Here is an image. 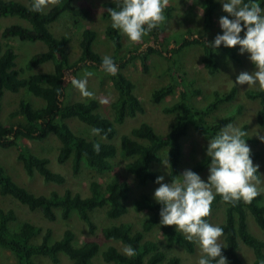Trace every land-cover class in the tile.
<instances>
[{"label": "trees", "instance_id": "16d2710c", "mask_svg": "<svg viewBox=\"0 0 264 264\" xmlns=\"http://www.w3.org/2000/svg\"><path fill=\"white\" fill-rule=\"evenodd\" d=\"M256 2L264 6V0H256ZM220 5L218 0H205L204 2V22L208 30L214 25L215 11ZM101 6L103 8L102 17L107 22L105 35L115 46L116 55L112 57L118 65L117 74L110 75L117 91V96L111 103L112 117L99 111L101 103L96 98L88 101L65 102L68 86L72 84L73 78L80 75L81 70L92 68L103 71L101 67L103 56L94 49L98 33L87 27L81 33L79 43L81 55L78 59L71 61L68 43L72 38L58 34L55 27L58 24L55 25V23L64 13H68L67 16L77 23L81 19L89 18L92 9L79 0H60L48 12L35 13L29 10L30 5L20 1L0 0V18L18 16L31 24V27L18 23L6 26L1 32L3 38L17 37L22 41H43L47 45V49L34 54L24 68L17 69L18 54L15 48L13 46L4 48L0 39V112L6 91L19 93L26 89L45 101L43 106L34 108L32 103L26 99L20 100L19 107L9 114L10 119L23 117L22 121L17 124L8 125L0 119V148L16 147L18 149L17 158L29 175L38 172L46 181L63 184L66 182V177L51 170L48 157L35 154L25 142L19 143L22 139L42 140L50 134H55L61 142L57 156L59 163L63 164L71 160L72 171L76 176L85 170L83 161L91 169L88 194L81 191L74 192L67 188L62 194L53 191L49 196L37 195L18 184L0 160V194L14 197L31 210L40 209L44 217L52 221L57 219V208L60 209L64 220H68L73 210H77L91 233L101 230L104 238L119 240L124 245H130L135 249V255L130 257L115 245H110L102 252L106 262L112 264H181L180 258L171 255L170 250L180 247L193 253L196 250V242L184 239L183 234L177 231L176 225L159 224L162 206L148 194H143L134 201L136 211H147L149 214L143 228L136 230L132 223L126 221L116 223L113 220H118L128 213L131 183L119 175L103 183L97 176L113 170L115 159L120 158L127 161L124 163V169L134 174L140 185L146 186L150 182H155L156 177L159 176V173L153 169V164L162 163L163 151L167 150L169 179L171 181L177 179L183 166L184 139L189 134V124H192L194 129L209 141L224 125L234 121L235 114L225 115L218 120H211L209 116L223 103L233 100L236 97L237 88L232 87L229 92L223 94L214 92V99L204 107L194 104L191 96L204 95L202 88L194 87V80H189L183 76L184 74H178V70L175 71V65L178 62L175 57L189 46L200 45L203 48L204 66L209 74L214 75L219 71L215 59L216 50L214 51L208 43L214 38L210 39L206 33L200 34L189 28L181 38L177 39L176 36H170L160 24L148 34L151 37L150 42L121 55L124 48L123 35L111 27L108 12L109 8L117 7L116 0H104ZM220 48H224L231 57L239 60L236 46L228 48L221 45ZM155 54L170 61L173 67L171 68L173 82L155 89L151 99L155 103H161L173 95L175 86L179 85V100L164 109L168 113L180 111L179 119L165 135L158 134L152 125L144 122L133 127L129 133L123 134L120 145H118L114 142L119 132L118 127L124 125L128 119L145 112L143 102L136 93V83L125 74L124 70L136 59H141L143 64L147 65L148 60ZM47 61H52L54 64L52 72L21 77V72L26 69L31 70L36 65ZM245 94L248 99L259 101L257 119L261 125H264V91L249 88ZM243 108L242 104L239 105L236 113H242ZM72 117L78 118L93 128H100L102 131L99 135L104 140L98 138L88 140L76 134L66 122ZM242 128L248 131L249 124L245 123ZM248 137H246L247 141H253L249 133ZM95 142L101 145L99 153L93 149ZM251 154L254 160L261 156L259 151L254 150H251ZM207 167L208 157L205 155L194 162L191 169L201 174ZM262 200L263 194L261 193L251 203L224 202L219 195L213 201L210 215L206 219L210 221L214 209L223 208L224 220L219 225L224 230L223 245L226 248H223V254L228 258L229 264H244L239 252L241 243L253 250L254 264H264V239L254 235L247 222V214L250 212L264 231ZM100 209L104 210L109 221L108 225L98 224L94 214ZM17 219L18 216L14 209L6 210L0 207V248L14 253L17 264H40L34 259L37 255L45 256L57 264L61 260L60 253L62 252L71 258L72 264H96L94 258L100 252V244L96 240H89L75 246L74 241L77 235L71 228H67L60 239L51 241L53 230L47 228L41 240L37 242L35 238L41 234L43 228L30 221H24L15 227L13 222ZM155 230L160 233L162 240L151 236Z\"/></svg>", "mask_w": 264, "mask_h": 264}, {"label": "rangeland", "instance_id": "374dc122", "mask_svg": "<svg viewBox=\"0 0 264 264\" xmlns=\"http://www.w3.org/2000/svg\"><path fill=\"white\" fill-rule=\"evenodd\" d=\"M20 1L26 5L31 4V0H16ZM60 1V0H59ZM82 4L88 5L92 9V14L87 19H81L79 22H73V19L67 16L68 13H64L56 25V32L60 35L71 36V41L68 43V50L70 54L71 61L78 59L81 55L80 39L81 33L87 27L94 29L98 33V39L94 43V49L100 53L102 56L110 55L115 56V46L113 42L108 39L105 35L106 20L103 19V8L101 6L104 0H79ZM204 2L205 0H169L168 7L165 9V20L161 23L166 29V32L170 36H176L177 39L181 38L184 33L192 28L197 33H206L210 39L215 38L217 33L222 30L219 26V17L227 15L222 10V5H220L215 11V22L212 29L208 30L204 22ZM53 5H49L45 12H48ZM264 7V6H263ZM170 8V9H169ZM203 11V15H200ZM169 13V14H168ZM22 24L27 27H31V24L18 16H7L0 18V39L3 42L4 48L7 46H13L18 54L16 59L17 69L24 68L28 60L36 53L46 50V43L43 41L30 42L22 41L17 37L12 39H5L2 37V30L4 27L12 24ZM54 32V31H53ZM55 33V32H54ZM56 34V33H55ZM124 48L121 51V55L126 54L130 50L139 48L144 43L151 41L150 36H145L139 42H131L124 34ZM239 60L234 59L229 55V53L224 48H219L215 51V59L217 61L219 71L211 75L208 73L207 69L203 63V48L200 45H193L183 49L175 58H177V65H175V71L178 70V74H184L183 76L189 78V80H194L193 86L202 88V94L204 95H192L191 100L194 104L204 107L207 103L214 99V92H219L220 94L227 93L232 87L237 88L236 97L226 103H223L216 111L211 113L209 118L211 120H218L225 115L235 114L236 117L232 122L233 125L241 127L245 124H249L248 133L253 137V141H247L251 150L259 151L261 156L259 159L253 162L259 165L261 174H264V142H262L258 136L264 135V125H261L257 119V112L260 107L258 100H251L246 97L247 85L235 84L236 76L242 71H252L254 65L248 59V53L240 54L239 46H236ZM171 63L166 58L160 55H152L151 59L148 60L147 65H144L141 59H136L133 64L128 65L124 70L125 74L133 79L136 83V93L138 97L143 102L145 112L139 113L136 117L128 119L124 125H120L119 132L114 139V142L120 145L121 136L123 134L129 133L131 129L135 126H139L144 122L149 123L153 126L154 130L158 134H167L172 125L177 123L180 111L176 110L174 112H165L167 106L172 105L174 102L179 100L180 88L179 85L175 86V92L173 95L164 99L161 103H155L152 101V92L163 86L172 83V72ZM54 70V64L52 61H47L36 65L31 70H25L21 72V77H28L31 74L36 73H48ZM86 72H92L93 75L87 77L88 79V89L92 91L95 95L93 97H84L80 90L75 88L72 84L68 86V95L65 99L66 103H72L76 101H88L91 98H96L100 101L101 107L100 112L104 115L112 117L111 103L117 96V91L113 86L110 75L104 71H100L92 68H84L80 71V75L76 78H84ZM177 76V75H175ZM175 78V77H174ZM26 99L32 103L34 108H39L45 104V101L33 95L28 90L23 89L19 93H14L11 91H6L3 101V107L0 112V119L8 124L14 125L22 121L21 118L10 119L9 114L11 111L17 109L20 105V100ZM102 100H106V103H102ZM243 105L244 108L242 113H236L239 105ZM66 122L70 125L72 130L88 140L98 138L104 140L100 135H93L91 129L93 127L84 123L76 117L68 118ZM27 143L32 151L39 155L48 157L50 160L49 167L54 172H59L66 177V182L63 184H58L55 182L46 181L43 176L35 172L34 175H29L22 162L17 158L18 149L13 147L11 149L0 148V160L4 164L8 173L13 177V179L20 185L26 187L29 191L37 195H50L53 191H57L62 194L67 188L72 189L74 192L81 191L88 194L89 183L91 180V169L85 161H83V166L85 170L78 176L74 175L72 171V161L69 160L66 163H59L57 156L59 152V147L61 145L60 140L55 134H50L48 137L42 140H29L22 139L19 143ZM208 140L198 131H196L192 124H189V134L184 139V158L183 166L179 175L183 173L186 169H191L194 162L200 160L206 155V146ZM168 151H163V161L162 163H154L153 169L156 170L160 175L165 177L164 182L170 183L169 179V158ZM120 158L115 159L114 169L107 171L104 175L97 176V178L106 183L109 178L119 175L121 178H126L130 181L132 186L131 197L128 201V213L118 220H113L116 223L122 221L130 222L133 224L134 229H142L147 217L148 212H138L134 209V201L141 197L143 194H148L154 199L153 193L155 189L159 186L156 182H150L146 186L140 185L139 181L134 174L129 173L124 169V163ZM167 163L165 165L164 163ZM202 179L205 181L209 175L208 167L200 174ZM261 189H264V184L260 185ZM263 194L262 203H264V190L261 192ZM0 207L4 209H14L17 213L18 219L13 222L15 227H18L24 221H30L43 228L41 234L36 237V241L41 240L42 234L47 228L53 230V235L51 241L60 239L64 231L67 228H71L77 235L74 241L75 246H79L86 241L96 240L100 244V252L94 258L96 264H112L106 262L103 259L102 252L107 249L110 245H115L121 252L126 247L121 241L106 239L104 238L101 230L96 233H91L88 229L87 223L81 219L77 210H73L71 217L68 220H64L61 217L60 209L57 208V219L52 221L44 217L40 209L31 210L27 205L21 203L14 197L7 195L3 196L0 194ZM95 218L100 226L108 225V219L105 216L104 210L100 209L95 214ZM109 220H112L109 218ZM224 220V210L222 207H218L212 211L210 222L214 224H220ZM247 222L250 231L260 239H264V231L257 224L254 216L248 212ZM151 236L162 240L160 233L155 230L152 232ZM221 243H224V236L220 238ZM171 255H175L180 258L181 264H197L198 257L201 252L198 244L196 243V250L193 253L187 252L183 248L176 247L170 250ZM240 255L244 264H254V253L251 248L241 243ZM61 260L57 264H72L71 258L65 254L60 253ZM36 261L40 264H55L49 258L41 255L34 257ZM0 264H17V258L14 253L7 249L0 248Z\"/></svg>", "mask_w": 264, "mask_h": 264}, {"label": "clouds", "instance_id": "9594fccd", "mask_svg": "<svg viewBox=\"0 0 264 264\" xmlns=\"http://www.w3.org/2000/svg\"><path fill=\"white\" fill-rule=\"evenodd\" d=\"M222 10L227 13L219 17L221 32L208 42L215 50L224 47L239 46V53H248V59L254 65L252 71H242L235 84L247 85V88L264 91V7L256 0H218ZM59 0H31L30 11L44 13L49 5ZM117 7L109 8L111 27L124 34L131 42H139L165 20V9L169 0H116ZM204 11V10H203ZM200 10V15H203ZM243 33V35H241ZM103 71L116 75L118 65L114 58L105 55L101 60ZM86 72L84 78H73L72 85L79 89L84 97L95 94L87 87ZM106 103V100H102ZM100 128L91 129L93 135L101 133ZM264 142V135L256 133ZM248 131L232 123L224 125L215 136L209 139L206 155L208 157L207 180L192 169H186L177 179L165 183L163 175L156 177L159 185L153 197L162 207L160 225H176L184 239L196 242L200 249L197 264H229L223 254L226 248L220 241L223 228L211 223L207 217L216 196L224 202L251 203L262 192L264 174L259 165L254 164L251 148L247 143ZM97 153L101 151L99 142L93 144ZM167 165V163H164ZM123 253L134 256L135 249L126 246Z\"/></svg>", "mask_w": 264, "mask_h": 264}, {"label": "crops", "instance_id": "0c3cea01", "mask_svg": "<svg viewBox=\"0 0 264 264\" xmlns=\"http://www.w3.org/2000/svg\"><path fill=\"white\" fill-rule=\"evenodd\" d=\"M46 49H47V46H46Z\"/></svg>", "mask_w": 264, "mask_h": 264}]
</instances>
